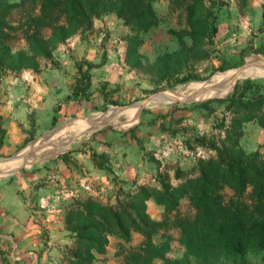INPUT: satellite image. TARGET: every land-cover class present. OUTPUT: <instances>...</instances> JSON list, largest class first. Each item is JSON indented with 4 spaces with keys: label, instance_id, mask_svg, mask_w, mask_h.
Returning <instances> with one entry per match:
<instances>
[{
    "label": "rangeland",
    "instance_id": "obj_1",
    "mask_svg": "<svg viewBox=\"0 0 264 264\" xmlns=\"http://www.w3.org/2000/svg\"><path fill=\"white\" fill-rule=\"evenodd\" d=\"M198 1L151 0L158 23L146 32H136L113 12H102L90 19L89 26L71 31L67 38L58 43L52 41L51 29L47 25L49 22L61 23V20H56V15L39 24L35 4L14 8L7 16L8 27L4 30V39L11 51L28 53L24 37L26 33H36L50 46V57L34 56V69L1 71L0 109L7 97L16 94L13 89L17 85L15 81L66 79L70 81V95L63 113L55 110L54 125L50 123L35 129L33 113L29 114L30 125L27 126L25 140L6 154L1 150L5 129L0 114V158L10 157L30 142L33 144L49 139L58 130L56 127L62 124L65 126L60 129L70 130L62 132L70 134L74 132L71 130L73 127L91 124L94 122L93 116L99 114L107 117L106 122L110 125L105 124L90 136H83L69 147L70 150L56 156L32 165L28 162L31 157L24 161L21 159L22 162L10 166L4 173L0 171V187L14 175L43 168L56 159L61 160L69 171L70 168L72 170L70 179H77L74 182L77 185L70 188L71 194L63 200L64 214L75 199L90 197L103 205L115 206L117 200L121 201L125 193L134 191L138 185L158 187V180L162 179L175 186L195 177L197 161L213 157L214 153L197 147L192 138H217L216 128L223 117L222 107L216 105L201 110L189 107L194 103H185L206 99L207 93L195 97L196 93L188 100L177 103H168L173 100L157 102L156 94L179 98L204 84L201 81L213 74L212 78H216L243 63L246 67L257 64L264 69V50L262 53L255 52L259 46L264 47V0ZM192 14L206 19L209 25L205 36L196 41L189 34L188 18ZM172 54L175 61L163 74L157 59ZM189 76L192 79L180 82ZM215 78L212 80L214 84L217 81ZM243 79H264V73L242 72L235 79H226L224 75L219 84H227V91L236 81ZM150 95H155L153 101L143 106L141 111L127 112L135 107L131 105L136 101ZM118 110L125 113L119 114ZM225 117L227 121V115ZM44 123L43 120L41 125ZM242 131L240 144L245 152L258 151L264 160V131L252 123L245 124ZM27 162L29 166L25 165ZM83 164L88 165L87 174L84 173ZM175 175L179 178L175 179ZM221 194L224 200L232 196L227 187L222 189ZM146 211L150 219L158 224L159 234L152 238V242H168L166 259L180 257L183 248L177 240V225L180 220H190L194 215L188 198L180 199L176 208L169 212L149 199L146 201ZM13 225L8 224L10 227ZM6 235L11 239L0 238V264H63L64 248L71 245L70 235L66 231L63 237L61 231L56 232V239L52 240L56 244L54 249H51V244L45 246V242L42 246L33 245V249H38L35 252L37 261L34 262L32 253L25 254V250L31 252V246L21 245L19 242L23 239L15 243L13 230ZM44 235L47 237L46 233ZM143 241L144 237L137 233H132L127 241L109 236L105 252L97 256L93 264H125L128 256ZM41 257L42 262L38 261ZM159 263L158 260L152 261V264Z\"/></svg>",
    "mask_w": 264,
    "mask_h": 264
},
{
    "label": "trees",
    "instance_id": "obj_2",
    "mask_svg": "<svg viewBox=\"0 0 264 264\" xmlns=\"http://www.w3.org/2000/svg\"><path fill=\"white\" fill-rule=\"evenodd\" d=\"M28 3L37 6L39 24L52 15L61 20L47 23L51 39L57 43L71 31L89 26L92 17L107 11L136 32H146L158 23L151 0H0V73L34 69V56L50 57V46L36 33H26L24 37L28 53L12 52L4 39L8 14ZM188 21L193 41L205 36L209 29L206 19L192 14ZM263 50L259 46L255 52ZM174 61L173 54L157 59L163 74ZM189 79L192 78L184 77L180 82ZM216 105L222 107L223 113L216 128L217 138H192L197 147L214 153L213 157L197 161L195 177L175 186L162 179L158 180V187L138 185L125 193L121 201L117 200L115 206L103 205L90 197L70 202L62 220L71 239V245L64 248L63 264H93L105 252L109 236L127 241L132 233L142 235L144 241L125 264H152L153 260L160 261L159 264H264V160L258 151L245 152L240 144L245 124L252 123L264 131V79L236 81L225 98L189 107L206 110ZM51 121L54 125V116ZM224 187L232 192L227 200L221 194ZM184 197L194 215L177 225V240L183 253L178 258L166 259L168 242H152L159 234L158 224L150 219L146 201L152 199L169 212Z\"/></svg>",
    "mask_w": 264,
    "mask_h": 264
},
{
    "label": "crops",
    "instance_id": "obj_3",
    "mask_svg": "<svg viewBox=\"0 0 264 264\" xmlns=\"http://www.w3.org/2000/svg\"><path fill=\"white\" fill-rule=\"evenodd\" d=\"M15 82L17 85L13 89L16 94L7 97L0 109L5 129L1 150L5 154L25 140L27 126L30 125L29 114L33 113L35 129L45 127L51 123L55 110L63 113L62 109L69 103L70 81L66 79ZM43 120L45 123L41 125ZM83 165L84 173L87 174L88 165ZM71 175V168L69 171L61 160L56 159L43 168L12 176L0 187V238L11 239L6 233L13 230L15 243L23 239L19 242L21 245L31 246V252L25 250V254L32 253L34 262L37 261L35 252L38 250L33 249L34 244L42 246L45 242V246L51 244V249H54L56 244L52 240L56 239V232L61 231L62 237L65 233L62 224L63 200L71 194L70 188L77 185L74 184L77 179H70ZM82 179L86 180L87 176ZM11 223L14 225L8 226ZM38 261L42 262V257Z\"/></svg>",
    "mask_w": 264,
    "mask_h": 264
},
{
    "label": "bare ground",
    "instance_id": "obj_4",
    "mask_svg": "<svg viewBox=\"0 0 264 264\" xmlns=\"http://www.w3.org/2000/svg\"><path fill=\"white\" fill-rule=\"evenodd\" d=\"M252 66H254V67H252ZM233 72H234V70H231L228 73H225V74L222 73L223 75L217 76L216 78L214 77L217 80L216 84L217 83L219 84V83H221L223 81L224 75H226V79H230V78L235 79L236 77L233 76ZM242 72H245V74L257 73V74L261 75V74L264 73V69L259 67L257 64H253L251 66L249 65L247 67L245 65V66H243V71ZM214 78H211V80L209 81V84H213L214 83L212 81ZM205 84L206 83L202 84L201 86L198 85L195 88L194 91H191V92H189V93H187L186 95H183V96L180 95L179 98L175 97L174 95H172L173 97H170V96H168V94L166 95V94L158 93V94H156L157 95L156 96V101L157 102H161L159 100H163V101H165V100L166 101L167 100H174V101L188 100L190 97H192L193 94H196L197 91H199L201 89V87L204 86ZM233 86H232V88H233ZM232 88H231V90H232ZM231 90L225 91L219 97L225 96L226 94L228 95ZM164 93H167V92H164ZM202 94H204V93L196 94L195 97L200 96ZM153 99H154V97H153ZM153 99H152V101H153ZM189 101H198V100H189ZM142 108H144L143 105L138 106V107L135 106V107L129 109L127 112L137 113L138 111H141ZM119 112L125 113L124 111L118 110V113ZM112 113H113V111H112ZM122 113H119V114H122ZM92 119L94 120V122L91 123V124L89 123L87 125H78V126L73 127L71 130H73L74 132H71L70 134H65L64 132H62V131H65L66 129H58V130H56L52 135H50L48 137L49 139H45V141L41 140L40 142L38 141L37 143H33V144L37 146L39 143H44V142H47V141H53L56 144H58L57 147H43V148L41 147V148H37L34 151H32L31 153H29L27 156H23L22 155L23 152H20L19 156L17 158H15L14 160H6L5 163L4 162L0 163V171H3L2 173H4L10 166L12 167V165L19 163V161H21V159H22V161L27 160L28 157H31V159L28 162H30L29 165H32V164L36 163L37 161H42V160H44L46 158L48 159V157L56 156V154H60L61 152L66 151L70 146H72L75 142H77L80 138H82L83 135L86 134L87 131H89L94 126L99 125V124H102V125L108 124V125H110L108 122H106L107 121L106 120L107 117H105V116H101V115L97 114V115L93 116ZM94 123L95 124L97 123V124L93 126ZM66 131H70V130H66ZM55 133L56 134L58 133V134L54 135ZM73 136H79V137L76 140L73 139V140L70 141V138L73 137ZM24 157H26V158H24ZM28 162L25 165H28ZM20 165H22V164H19V166Z\"/></svg>",
    "mask_w": 264,
    "mask_h": 264
},
{
    "label": "water",
    "instance_id": "obj_5",
    "mask_svg": "<svg viewBox=\"0 0 264 264\" xmlns=\"http://www.w3.org/2000/svg\"><path fill=\"white\" fill-rule=\"evenodd\" d=\"M243 66H245L244 63L241 66H239L236 69H234V72H233V76L234 77H238L242 73ZM212 76L209 79H207V80L201 81L202 83H206V84L204 86H202L199 91H197V94L207 93L208 94L207 98L203 99V100L189 101V102H185V103L190 104V103L205 102V101H210V100H214V99H223V98H225L227 96V94L225 96H221V97H219L217 95H219V93H221V92L226 90L227 84L226 85H222V84H218V83L217 84H214V83L213 84H209V81L211 80ZM213 82H215V81H213ZM153 97H154V95H150V96H148V97H146V98H144L142 100L136 101L131 106H141V105L145 106V105L149 104L152 101ZM177 102L178 101H174L173 100V101H170L168 103H177ZM179 103H181V102H179ZM64 126H65V124H62V125L56 127V129H60L61 127L63 128ZM105 126L106 125H96L93 128H91L89 131H87V133L84 134L83 136H86V137L90 136L91 134H93L94 132H96L97 130H99V129L105 127ZM78 137L79 136H73V137L70 138V141L73 140V139H77ZM40 138H42V137H40ZM57 146H58V144H56L53 141H47V142H44V143H39L37 146L30 142L29 144H27L24 147V149H22L21 151L11 155L10 157H8V158H0V162L6 161V160H14L15 158H17L19 156L20 152H23L22 153L23 156H27L29 153H31L32 151H34L37 148H41V147L42 148L43 147H57ZM67 150H70V148H68ZM56 155H58V154H56Z\"/></svg>",
    "mask_w": 264,
    "mask_h": 264
}]
</instances>
